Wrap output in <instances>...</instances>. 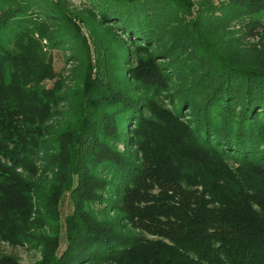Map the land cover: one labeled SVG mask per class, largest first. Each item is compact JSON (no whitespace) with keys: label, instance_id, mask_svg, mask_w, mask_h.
Instances as JSON below:
<instances>
[{"label":"trees","instance_id":"16d2710c","mask_svg":"<svg viewBox=\"0 0 264 264\" xmlns=\"http://www.w3.org/2000/svg\"><path fill=\"white\" fill-rule=\"evenodd\" d=\"M60 2L0 0V242L39 245L35 264H264V0H90L124 79L100 71L58 150L41 44L76 67L86 40ZM36 154L74 201L60 253L41 234L58 216L29 179Z\"/></svg>","mask_w":264,"mask_h":264},{"label":"rangeland","instance_id":"374dc122","mask_svg":"<svg viewBox=\"0 0 264 264\" xmlns=\"http://www.w3.org/2000/svg\"><path fill=\"white\" fill-rule=\"evenodd\" d=\"M62 9L68 13H72L77 16L81 22L78 34L86 39L78 40L74 44V49H76L77 54H81L82 57L80 61L76 64V67L72 66L73 60L68 59V51L62 48H52L46 40L42 41L41 51L39 52L40 62L50 63L52 67L53 77L43 79L39 82L41 87H44L47 90H52L54 102L49 100L45 101V106L54 110V114H57L55 117H50V121L55 126V134L52 133V136L55 137L57 142V148H61L60 135L64 133L74 122H76V117L79 112V102L82 99L83 93L88 91L94 86H98L99 74L101 70L105 68L116 77L117 80L124 79L121 78L124 76L125 65L119 62L120 54L118 53L117 48L108 40L109 37L103 34L104 26H99L96 21H94L87 8L90 7V0H67V3H63L62 0ZM208 0H194L196 5L200 6V2ZM218 2V0H210ZM264 20V18H263ZM69 26V23H66ZM103 35V37H101ZM146 55L144 52L139 51L136 54L135 66L139 63V60H146ZM117 60V61H116ZM29 77L24 81L26 82ZM156 79V78H155ZM158 81V79H157ZM27 88H31V84H26ZM160 87L158 86L157 89ZM13 87L9 88V91ZM96 90V88H95ZM151 90V89H148ZM68 92V99L70 100V107L66 104L65 100L58 99L56 96H60L64 92ZM156 91V90H155ZM154 91V92H155ZM157 93V92H155ZM101 96V93L96 91V94L93 95L92 99L98 98ZM155 96V95H154ZM45 99H50L44 96ZM156 104L149 102L151 105H158L162 111H172L168 101L160 98L156 99ZM186 112V110L184 111ZM57 136V137H56ZM56 144V143H55ZM54 142L51 143L53 146V151L56 149ZM55 153V152H54ZM51 158L49 156L44 157L42 155L35 156L34 162V171L30 172V181L35 187L36 196L39 197L40 204L44 201L43 199H50L52 204H57V216L58 222L52 219L49 221L48 228L43 230L41 234H44L47 237L53 238L56 234L60 236V246L59 253L65 249V233H66V220L68 216L72 215L74 212V201L72 199L71 190L65 191L59 196L56 192V183L53 178V174L47 172V162H50ZM67 166L68 163L65 162ZM90 165V162L89 164ZM48 168H52L51 165ZM94 169H90V171ZM98 169L95 171L97 172ZM89 171V172H90ZM65 173H59L60 177H67ZM76 179L72 180V186L75 188ZM58 196V199H57ZM103 202V201H101ZM102 204L99 203H87L86 207L92 208L97 216L101 217L100 209ZM39 207H42L39 205ZM9 256L15 258L20 264H35L41 260V247L34 243L23 241L21 243L15 242H0V257Z\"/></svg>","mask_w":264,"mask_h":264}]
</instances>
